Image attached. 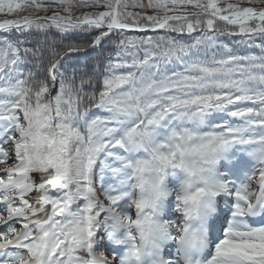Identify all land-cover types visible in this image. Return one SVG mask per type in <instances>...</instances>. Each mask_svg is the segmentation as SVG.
Listing matches in <instances>:
<instances>
[{
  "label": "snow or ice",
  "instance_id": "1",
  "mask_svg": "<svg viewBox=\"0 0 264 264\" xmlns=\"http://www.w3.org/2000/svg\"><path fill=\"white\" fill-rule=\"evenodd\" d=\"M255 217L264 0H0V264H264Z\"/></svg>",
  "mask_w": 264,
  "mask_h": 264
},
{
  "label": "trees",
  "instance_id": "2",
  "mask_svg": "<svg viewBox=\"0 0 264 264\" xmlns=\"http://www.w3.org/2000/svg\"><path fill=\"white\" fill-rule=\"evenodd\" d=\"M23 38L28 41V45H27L28 47H38V46L46 47L47 46L45 36L42 33H35V32L31 34L26 33ZM219 40L220 42L223 43V45L230 46L235 51H237L239 54H251V53L259 54V51H260L256 47L249 46L246 43H241L240 42L241 37L239 36L222 35L219 37ZM52 41H53V36L49 35L47 37V42L51 43ZM57 42H58V38H57ZM259 42H260L259 40L256 41V43H259ZM83 54H89L88 59L82 60L81 57L83 56ZM107 54H108L107 52H102L100 48L88 49L86 52L79 53L78 55H80V58H77V59L73 58L72 61H70V63L74 65L78 71L92 72L95 68L96 58L100 57L101 60H104ZM196 54H197L196 52H193L189 54L188 57H185V59L186 60L190 59L192 56ZM171 66L175 68H179L180 64L178 61L173 60ZM97 114H100V113L97 112Z\"/></svg>",
  "mask_w": 264,
  "mask_h": 264
},
{
  "label": "rangeland",
  "instance_id": "3",
  "mask_svg": "<svg viewBox=\"0 0 264 264\" xmlns=\"http://www.w3.org/2000/svg\"><path fill=\"white\" fill-rule=\"evenodd\" d=\"M79 53H75V54H73V58H80V55H78ZM78 55V56H77ZM88 57H89V54H83V56L81 57V59L83 60V59H88ZM222 206V205H221Z\"/></svg>",
  "mask_w": 264,
  "mask_h": 264
},
{
  "label": "bare ground",
  "instance_id": "4",
  "mask_svg": "<svg viewBox=\"0 0 264 264\" xmlns=\"http://www.w3.org/2000/svg\"><path fill=\"white\" fill-rule=\"evenodd\" d=\"M252 219H253V218H251V220H250L251 223H252V221H253Z\"/></svg>",
  "mask_w": 264,
  "mask_h": 264
}]
</instances>
